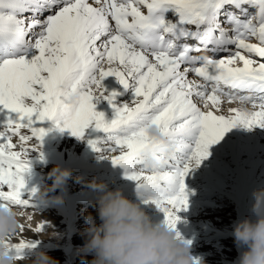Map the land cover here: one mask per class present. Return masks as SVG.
<instances>
[{
	"label": "snow or ice",
	"instance_id": "obj_1",
	"mask_svg": "<svg viewBox=\"0 0 264 264\" xmlns=\"http://www.w3.org/2000/svg\"><path fill=\"white\" fill-rule=\"evenodd\" d=\"M113 76L129 104L105 96ZM101 99L114 106L110 122L95 110ZM0 110L18 114L0 132V207L28 214L5 242L17 264L52 228L30 226L37 211L24 194L46 121L78 139L94 127L92 150L175 231L185 178L210 149L264 167V0H0Z\"/></svg>",
	"mask_w": 264,
	"mask_h": 264
},
{
	"label": "bare ground",
	"instance_id": "obj_2",
	"mask_svg": "<svg viewBox=\"0 0 264 264\" xmlns=\"http://www.w3.org/2000/svg\"><path fill=\"white\" fill-rule=\"evenodd\" d=\"M168 15L171 16V13ZM220 55L225 54L220 53ZM102 86L105 89V96L112 92L119 94L114 102L115 106L129 104L133 99L131 91L125 90L114 76L105 78ZM93 103L95 110L103 113L107 122L115 118L114 106L109 105L107 100H94ZM17 119L18 114L0 110V132L5 131L9 120ZM38 127L44 128L47 134L42 142H38L40 143L38 150L29 153L28 159L43 157L48 160L40 164L29 160L30 171L24 176L25 198L31 197V203L37 211L33 213L34 218L30 226L34 229L39 221L48 220L52 228L49 227L39 236L41 243L65 248L68 260H72L82 246L83 240H77L76 247L70 248L69 219L74 229L72 234H81V226L85 224L81 217L86 212L95 215V208L92 205L100 195L89 187V184L93 181L103 183L109 190H120L129 200L139 202L136 186L134 182L125 179L123 169L113 166L109 159L101 158V154L94 152L89 146V140L99 139L102 135L95 131L94 127L85 130L83 139L71 135L70 131H60L51 121L43 122ZM210 151L212 156L209 160L204 161L198 169L185 178L189 196L188 208L177 214L179 219L175 231L184 241L189 242L191 255L198 264H214V262L234 264L242 249H238L234 242L233 228L239 219L244 217L255 219L251 213V193L256 188L264 187V167L260 166L258 157L255 160L243 157L233 161L231 155H226L216 148ZM56 167L69 170L71 177L74 173L77 174L74 180H67L72 185L67 202L59 188L49 192L42 200L40 195L45 189L32 193L31 184L30 187L27 185L32 176H36L35 182L48 184L44 169L52 170ZM56 197L60 200L58 201ZM80 197L84 198L82 207L86 205L85 210L77 204ZM141 207L153 223H164V213L155 205L142 203ZM21 223L26 226L29 224L23 218ZM54 232L57 234L56 237L49 238ZM27 234L29 237L34 235L33 232L26 231L24 236L28 237ZM199 254L201 256L197 258ZM214 257L217 259H213ZM208 260L213 262L207 263Z\"/></svg>",
	"mask_w": 264,
	"mask_h": 264
},
{
	"label": "clouds",
	"instance_id": "obj_3",
	"mask_svg": "<svg viewBox=\"0 0 264 264\" xmlns=\"http://www.w3.org/2000/svg\"><path fill=\"white\" fill-rule=\"evenodd\" d=\"M149 166L155 167V161H149ZM70 177L69 170L53 168L49 173L53 183L40 199ZM89 187L100 195L92 205L95 215L91 212L84 215L87 227L82 230L83 244L78 249L81 264H195L190 244L179 239L177 232L166 224L153 223L143 210L142 194H137L139 202H133L122 191L109 190L103 183L93 181ZM251 198V213L255 219H239L233 228L234 242L242 249L234 264H264V187L254 189ZM26 215L0 207V264H17L7 254L5 242L17 235L21 219ZM56 235L54 232L49 238ZM27 264H60V261L39 251L27 260Z\"/></svg>",
	"mask_w": 264,
	"mask_h": 264
},
{
	"label": "rangeland",
	"instance_id": "obj_4",
	"mask_svg": "<svg viewBox=\"0 0 264 264\" xmlns=\"http://www.w3.org/2000/svg\"><path fill=\"white\" fill-rule=\"evenodd\" d=\"M29 160L32 161V162H36L37 164H40V163L47 162L48 159H45L43 157H38V158H35V160L34 159H29ZM51 171L52 170H47L46 168L44 169L46 181L48 182V184H43L41 182H39L40 183L39 184L38 182H35L34 181L36 179V176L30 177L31 180L28 181L29 183L27 182V185H28V187H30L29 184H31L30 189H31L32 193H37V192H39V190H42L43 188L44 189H47V188H49L52 185L53 181H52L51 178H49V173ZM76 175L77 174L74 173L72 175V177L69 178V180H74L75 177H76ZM71 187H72V185L69 183V181H66V183L63 186H60L59 187L60 192H61V195L64 197V199H65L66 202L68 201V197L70 195ZM83 200H84V198H81V197L78 198V200H77L78 206L80 208H82V209H83V207H82ZM83 210H85V209H83ZM87 213H89V212L84 213L82 215L81 219H84V215L87 214ZM68 226H69V229L71 231V233H70V244L69 245H70V248L71 249H74L76 247L77 240H79V239L83 240V239H82L81 234H78V235L72 234V233H74V229L71 227L72 226L71 219H69ZM86 227H87V225L84 224V225L81 226V229L83 230ZM27 235H28V237L27 236H25V237L30 238L29 237V234H27ZM38 250L39 251L47 252L48 255H50L51 257H54L55 259L59 260L60 261V264H81V259H80V255H79L78 251H77L74 259L68 260L67 255H66V249L65 248L58 247V246H53L52 244L50 245L49 243L44 244V243H41L40 242V245H39V249ZM202 254H205V253L202 252ZM213 254H214V256H216L215 253H213ZM200 256H201L200 254L197 255V258H200ZM91 258H92L91 256L88 257L89 260ZM213 259H217V257H214ZM233 260H235V259H233ZM208 262H213V260H208L207 263ZM24 264H27V260L24 262ZM214 264H215V262H214Z\"/></svg>",
	"mask_w": 264,
	"mask_h": 264
}]
</instances>
